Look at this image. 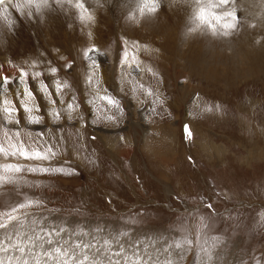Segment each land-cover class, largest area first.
<instances>
[{"label": "rangeland", "instance_id": "1", "mask_svg": "<svg viewBox=\"0 0 264 264\" xmlns=\"http://www.w3.org/2000/svg\"><path fill=\"white\" fill-rule=\"evenodd\" d=\"M247 4L0 7L18 81L0 96V264H264V67L227 80L182 53L205 37L221 56L244 32L263 44ZM72 7V28H37Z\"/></svg>", "mask_w": 264, "mask_h": 264}, {"label": "bare ground", "instance_id": "2", "mask_svg": "<svg viewBox=\"0 0 264 264\" xmlns=\"http://www.w3.org/2000/svg\"><path fill=\"white\" fill-rule=\"evenodd\" d=\"M20 1H23V0H2L0 1V7L3 6L2 8V13H1V16H3L4 18L7 16L5 14V12L7 11V9L4 7L5 5L9 6V7H12L14 4L20 2ZM62 1V0H61ZM172 1V0H171ZM90 2V1H89ZM250 2V5H248L249 7V10L252 12V14H259V15H262L264 13V0H249ZM6 6V7H7ZM76 7V6H75ZM122 7V6H121ZM8 8V7H7ZM73 10L69 9L65 14L63 15H59V16H56V17H53V18H50V17H47L45 18L46 20H43L41 19L39 24L37 25V28L41 27L42 30H47V29H51V27L53 29L57 28V27H62L60 28L63 29V26L65 25L66 28H69L71 27L74 22H75V13H74V7H72ZM89 8V7H88ZM171 13V12H169ZM196 15V14H195ZM0 16V17H1ZM171 17V16H170ZM174 18V16H172ZM177 17V18H176ZM175 17V20L179 19L178 16ZM2 18V17H1ZM3 18V19H4ZM7 18V17H6ZM150 17H147V20L149 21L150 19H148ZM172 18V19H173ZM183 18V17H181ZM158 19V18H157ZM144 20V19H143ZM174 20V19H173ZM174 20V21H175ZM184 20V19H183ZM186 20V19H185ZM183 21L185 22V25L184 23L181 24L182 20L180 23L178 24H181V25H178V29L177 31H175V33L177 32V35H182V32L179 33L180 31H184V32H187L188 35H190L189 37H191V34L188 33V31H190V27L193 26V25H189V27L187 28V30L185 29V27L187 26V22L188 21ZM4 21V20H3ZM74 21V22H73ZM180 21V19H179ZM177 21V22H179ZM190 21V20H189ZM147 21L145 20L144 23H146ZM158 22L160 23L159 19H158ZM163 22V20H162ZM165 22V21H164ZM170 22V21H169ZM173 22V21H171ZM176 21L173 22L174 24L177 23ZM193 22V21H192ZM189 23V22H188ZM43 24V25H41ZM84 24V23H83ZM161 24V23H160ZM159 24V25H160ZM167 24H168V21H167ZM191 24V23H190ZM148 25V24H147ZM165 25H166V22H165ZM171 25V23H170ZM82 26V25H81ZM121 26V25H120ZM163 26V24L161 25ZM136 27V26H135ZM164 27V26H163ZM184 27V28H183ZM228 27V26H227ZM72 28V27H71ZM172 28H175V27H172ZM59 29V28H58ZM74 29V28H73ZM193 29V27L191 28ZM65 30V29H64ZM77 30V29H76ZM95 30V29H94ZM48 31V30H47ZM52 31V29H51ZM56 31V29H55ZM53 32V33H56V32ZM99 31V30H98ZM192 31V30H191ZM255 31V30H254ZM253 31V32H254ZM60 32V31H58ZM63 32V30H62ZM61 32V33H62ZM69 32V31H68ZM242 32V31H241ZM51 33V32H50ZM52 33V34H53ZM64 33V32H63ZM246 34H242L240 36H243L242 38H238V41H237V45L235 44L236 41L234 42V44L236 46H231L230 45V51L227 53V52H223V55L219 56L217 53L215 54V50L216 49H219V45L218 43H212L213 40L210 41L209 38H203L202 41H200V39L198 38H195V39H198L199 41H195L194 40H187L186 37H185V43L188 41V44L190 45H195L197 42L200 44V42L202 44H200V47H198L197 49H187L186 50H183L182 53H184V58H185V61L186 62H189V64H196V66H201V65H205L208 64L209 66V74H215L216 75L218 74V76L221 78H225L227 80H232L234 78H237L239 76H252L254 74H257L259 73L263 67H264V43L262 44L261 41H257V43L255 42V35L253 36L250 32H244ZM258 33V32H257ZM58 34V33H57ZM250 34V35H248ZM173 35V33H172ZM239 35V34H238ZM237 35V36H238ZM73 36V35H72ZM129 36V35H128ZM170 36V34H169ZM195 36V35H194ZM223 36V35H222ZM56 37V36H55ZM63 37V36H62ZM172 37V36H171ZM182 37V36H181ZM193 37V36H192ZM239 37V36H238ZM99 38V37H98ZM169 38V37H168ZM180 38V36H179ZM178 38V39H179ZM184 39V37H182ZM258 38V37H257ZM173 39V38H172ZM103 40V39H102ZM175 40V39H174ZM237 40V39H236ZM257 40V39H256ZM181 41V40H180ZM184 41V40H183ZM194 43H193V42ZM207 41V42H206ZM216 41V40H215ZM162 42V41H161ZM182 42V41H181ZM224 42V41H223ZM233 43V41H231ZM170 43V42H169ZM168 43V45H169ZM184 43V44H185ZM206 43V45H205ZM29 44V43H28ZM102 44V43H101ZM180 44V43H179ZM183 44V45H184ZM198 44V45H199ZM30 45V44H29ZM182 45V43H181ZM181 45H177V49H179V46L181 47ZM182 45V46H183ZM188 45V46H190ZM197 45V44H196ZM174 46L176 47V45H172L171 47H167L169 50H174ZM187 46V44H186ZM196 47V46H195ZM227 47V46H226ZM16 48V47H15ZM191 48V46L189 47ZM3 47L0 48V51H2ZM181 49V48H180ZM5 50V48L3 49V51ZM207 51H211V53L213 54H209ZM228 51V50H227ZM221 52V51H219ZM2 53V52H1ZM4 53V52H3ZM174 53V52H173ZM6 58L8 59L7 55H5ZM89 56V55H88ZM97 56V55H95ZM100 57V55H99ZM3 61L5 62L6 59L4 58V56L2 57ZM9 60V59H8ZM4 62H2L0 65L3 66L2 68H0V71L4 72V73H8L9 71L6 72V69L10 66H8V64H5ZM131 62V61H130ZM187 64V63H186ZM213 64V65H211ZM217 64H220V65H217ZM10 65V64H9ZM189 66V65H188ZM206 66V65H205ZM206 66V68L208 67ZM193 67V66H192ZM11 70V69H10ZM263 70V69H262ZM13 71V70H12ZM10 71V72H12ZM207 71V70H206ZM9 72V74H10ZM16 72V71H15ZM1 74V73H0ZM8 74V75H9ZM11 74H14V73H11ZM10 74V76H7L5 74H2V76L0 77V80L1 78H5L7 81L4 82V83H1L0 81V96L2 97V92L5 91L6 89H9L11 87H13L15 84L18 83V81H15L14 77H12ZM14 76V75H13ZM9 78V79H8ZM21 89V88H20ZM21 94V93H20ZM23 99V98H22ZM19 104L21 106H26L27 103H25L23 100H21V96L18 97V100ZM124 245V244H123ZM61 248V247H60ZM119 248V253L122 255L123 254V251L121 252V250L123 249V247H118ZM65 249V248H64ZM136 251V250H135ZM128 254H126V256H124V259L127 258L128 260H123L121 261V264H130V260L132 258L127 256ZM71 256V255H70ZM92 259H94V257H92ZM115 259V258H114ZM113 259V260H114ZM118 259H122V258H118ZM149 259V258H148ZM134 262L136 261L135 258H133ZM154 260V259H153ZM103 261V260H102ZM107 261V260H106ZM126 261V263H125ZM115 262V261H114ZM119 263V261H116ZM147 262V261H146ZM145 262V263H146ZM84 264H87L85 263L84 261L82 262ZM111 263V262H110ZM137 263V262H136ZM94 264V263H92ZM106 264V263H105ZM109 264V263H108ZM156 264V263H155Z\"/></svg>", "mask_w": 264, "mask_h": 264}]
</instances>
